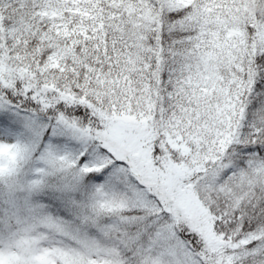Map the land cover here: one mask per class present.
Listing matches in <instances>:
<instances>
[{
  "label": "snow or ice",
  "instance_id": "6c2138e0",
  "mask_svg": "<svg viewBox=\"0 0 264 264\" xmlns=\"http://www.w3.org/2000/svg\"><path fill=\"white\" fill-rule=\"evenodd\" d=\"M0 0V264H264V0Z\"/></svg>",
  "mask_w": 264,
  "mask_h": 264
},
{
  "label": "trees",
  "instance_id": "16d2710c",
  "mask_svg": "<svg viewBox=\"0 0 264 264\" xmlns=\"http://www.w3.org/2000/svg\"><path fill=\"white\" fill-rule=\"evenodd\" d=\"M259 7L256 6L255 0H253V8L252 11H258Z\"/></svg>",
  "mask_w": 264,
  "mask_h": 264
}]
</instances>
